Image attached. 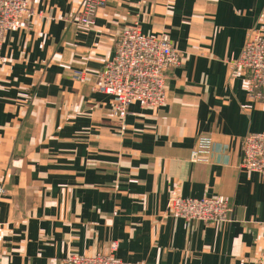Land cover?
<instances>
[{"label":"crops","instance_id":"0c3cea01","mask_svg":"<svg viewBox=\"0 0 264 264\" xmlns=\"http://www.w3.org/2000/svg\"><path fill=\"white\" fill-rule=\"evenodd\" d=\"M28 1L32 19L0 52V264H61L113 242L130 264H264V182L240 167L264 102L234 67L264 0H107L90 29L75 20L84 0ZM136 25L167 34L182 63L165 105L135 102L120 119L96 87ZM202 135L211 151L193 162ZM177 195L227 199L230 221L171 216Z\"/></svg>","mask_w":264,"mask_h":264},{"label":"built area","instance_id":"2783aa9c","mask_svg":"<svg viewBox=\"0 0 264 264\" xmlns=\"http://www.w3.org/2000/svg\"><path fill=\"white\" fill-rule=\"evenodd\" d=\"M106 1L84 0L75 19L78 25L84 29L92 28L98 10ZM33 15L28 0H0V52L6 35L22 27ZM3 61L0 53V63ZM181 63L182 53L167 34L157 37L144 34L138 25L125 27L117 37L114 56L101 69L96 88L114 96L115 110L123 119L135 102L153 109L165 105L169 71ZM234 67L246 75L251 96L264 102V28L256 30L247 40L240 57L234 61ZM75 77L83 81L85 72L76 71ZM242 142L240 167L258 172L264 182V131L251 132ZM211 147L212 138L200 136L191 161H205ZM168 213L186 220L227 222L230 221L231 206L227 199L220 197L174 196ZM116 250L117 243L113 242L108 253H71L61 264H130L119 259Z\"/></svg>","mask_w":264,"mask_h":264},{"label":"rangeland","instance_id":"374dc122","mask_svg":"<svg viewBox=\"0 0 264 264\" xmlns=\"http://www.w3.org/2000/svg\"><path fill=\"white\" fill-rule=\"evenodd\" d=\"M177 196H180V195H177ZM169 214V213H168ZM170 215V214H169Z\"/></svg>","mask_w":264,"mask_h":264}]
</instances>
